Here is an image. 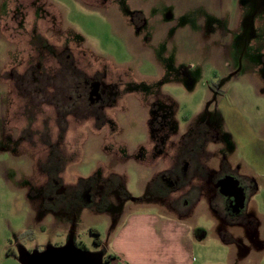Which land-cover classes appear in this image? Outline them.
<instances>
[{"label":"rangeland","instance_id":"obj_1","mask_svg":"<svg viewBox=\"0 0 264 264\" xmlns=\"http://www.w3.org/2000/svg\"><path fill=\"white\" fill-rule=\"evenodd\" d=\"M182 138L215 179L264 173V0H0V264L71 236L106 259L128 212L181 214L201 189L227 224L213 172L153 195ZM193 211L195 257L219 264Z\"/></svg>","mask_w":264,"mask_h":264},{"label":"crops","instance_id":"obj_2","mask_svg":"<svg viewBox=\"0 0 264 264\" xmlns=\"http://www.w3.org/2000/svg\"><path fill=\"white\" fill-rule=\"evenodd\" d=\"M175 174L169 176L171 180ZM240 175L246 188L244 205L228 210L231 218L227 224L220 221L213 196L206 197L201 189L184 198L187 211L181 214L128 212L114 234L109 254L117 256L122 264H212L195 257L198 237L193 210L202 202L219 243L215 251L223 258L219 264H264V205L261 207L254 199V195H259L264 204V173Z\"/></svg>","mask_w":264,"mask_h":264},{"label":"flooded vegetation","instance_id":"obj_3","mask_svg":"<svg viewBox=\"0 0 264 264\" xmlns=\"http://www.w3.org/2000/svg\"><path fill=\"white\" fill-rule=\"evenodd\" d=\"M106 95L108 97V103H106V104L103 103L102 106H107V105L111 104L112 97L109 95L107 90H106ZM103 98H104V95H103ZM105 99H107V98H105ZM101 101H103V100H101ZM23 138H25V137H23ZM182 142H183V145L186 144V146H187V148H185L182 151L181 155H180L181 156V158H180L181 162L180 163H183V166H182V168L180 167V170H175V168H171L170 170H164V171L162 170L159 173V175L157 176L160 179V182H159L160 185L157 186L159 189L156 190L155 192L153 190V195L155 196L156 200H160V201L164 200L167 197V195L169 193V190L172 189V188H169V186H173L174 184H175V186L177 185V181H174V180L170 179V177H172V176H170L172 173H176L174 178H180L182 176L181 174H179L180 172H184L185 173L184 176H186V174H187L188 177L190 178V174H188L186 172H189V173L190 172H192V173L196 172L195 175L197 174V172H201L202 173L201 176H203V177H206L205 174H207V172H213V173L207 174V175H209V176H207L209 178L208 179L209 182L211 184H213V188L218 189L221 192L222 188H223V185L220 184L221 181H223L225 179H229L230 177H233L234 179L238 180L239 186L242 189V200H243V202L241 203V201L239 200V198L237 196L226 195V197H227L226 203H225L226 208L228 210L229 209L233 210L234 207L238 208L240 206H243L244 205V201H245V197H246V188H245L244 182L241 180V178L236 176V175H234L233 172H236V171H234L231 168H229V166L226 164V162H222L221 163L222 167H221V169L218 172H227V175H225L222 178L215 179L217 173H215V171H209L208 168L198 158L200 153H201V151H202L201 150L202 147L199 145V142L194 143V147L193 148L188 147V143H191L189 138H184ZM187 156H189V157H187ZM187 158H189V159H187ZM228 172L229 173L232 172L233 174H228ZM162 183H164V186H163L164 190L163 191H162ZM151 187H154V186L151 185ZM89 191H90V189L85 193V195H83V197H81L82 196L81 195L80 198L86 199V201H89V200L91 201L90 194L88 193ZM100 197L101 198L99 199L98 202L104 203L105 201H107L105 199L106 195L105 196L102 195ZM169 203H170V201H169ZM74 241H75V245L78 248H81V249H84V250H88L87 247L84 246V244L76 242V240H74ZM95 252H98V251H95ZM103 262H104V264H106L105 261H104V258H103Z\"/></svg>","mask_w":264,"mask_h":264},{"label":"water","instance_id":"obj_4","mask_svg":"<svg viewBox=\"0 0 264 264\" xmlns=\"http://www.w3.org/2000/svg\"><path fill=\"white\" fill-rule=\"evenodd\" d=\"M220 184L223 185L224 194L237 196L241 203L243 202L242 190L237 179L230 177ZM18 256L22 264H104L102 251L91 252L78 248L74 236H71L63 246H47L42 251L30 252L21 248Z\"/></svg>","mask_w":264,"mask_h":264},{"label":"trees","instance_id":"obj_5","mask_svg":"<svg viewBox=\"0 0 264 264\" xmlns=\"http://www.w3.org/2000/svg\"><path fill=\"white\" fill-rule=\"evenodd\" d=\"M99 238L97 237L96 238V240H95V242L97 243V244H99ZM114 257H116L117 258V256H111V255H109L106 259H104V261H105V263L106 264H110V260H112V258H114Z\"/></svg>","mask_w":264,"mask_h":264},{"label":"built area","instance_id":"obj_6","mask_svg":"<svg viewBox=\"0 0 264 264\" xmlns=\"http://www.w3.org/2000/svg\"><path fill=\"white\" fill-rule=\"evenodd\" d=\"M112 260H110V262H111ZM117 261H119L120 263H121V261L118 259ZM122 264V263H121Z\"/></svg>","mask_w":264,"mask_h":264}]
</instances>
